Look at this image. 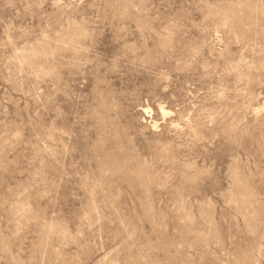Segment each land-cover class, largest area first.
<instances>
[{
	"label": "rangeland",
	"instance_id": "1",
	"mask_svg": "<svg viewBox=\"0 0 264 264\" xmlns=\"http://www.w3.org/2000/svg\"><path fill=\"white\" fill-rule=\"evenodd\" d=\"M0 264H264V0H0Z\"/></svg>",
	"mask_w": 264,
	"mask_h": 264
},
{
	"label": "bare ground",
	"instance_id": "2",
	"mask_svg": "<svg viewBox=\"0 0 264 264\" xmlns=\"http://www.w3.org/2000/svg\"><path fill=\"white\" fill-rule=\"evenodd\" d=\"M145 108H146V107H145ZM146 109H147V108H146ZM146 109H145V110H146ZM162 110L165 111L164 109H162ZM146 111H147V110H146Z\"/></svg>",
	"mask_w": 264,
	"mask_h": 264
}]
</instances>
